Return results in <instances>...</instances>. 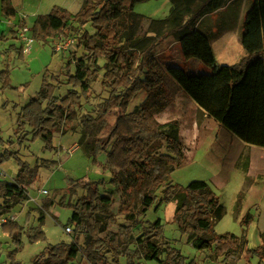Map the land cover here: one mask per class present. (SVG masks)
<instances>
[{
  "label": "trees",
  "instance_id": "obj_1",
  "mask_svg": "<svg viewBox=\"0 0 264 264\" xmlns=\"http://www.w3.org/2000/svg\"><path fill=\"white\" fill-rule=\"evenodd\" d=\"M147 1L150 0H83L75 14L54 6L49 13L37 16L31 26L32 40L43 44L76 33L77 47L83 53L69 55L60 75L45 70L38 92L16 114L17 142L40 139L46 150H56L53 134L76 129L75 121L83 103L91 98L92 83L102 72L100 88L108 96L98 105L95 117L85 116L81 120L78 146L93 162L100 153H105L111 172L108 182L84 183V195L74 204L58 202L72 211L67 224L73 225V240L48 244L32 264H80L82 259L88 264H121L122 259L124 264H136V258L156 264H197L186 262L180 250L172 247L163 234L161 219L138 220L145 217L154 203V211L163 204L174 203L177 228L195 250L209 251L213 258L223 257V261L244 252L245 232L241 236L214 233L213 227L223 218L225 210L207 183L192 181L181 187L167 180L169 173L185 162L184 147L175 123L163 126L155 115L168 103L164 85L165 77L169 76L203 115L240 142L264 149V0H246L243 8L240 0H169L171 6L165 19H151L134 12L136 4ZM236 2L241 17L238 39L245 52L239 63L213 64L209 73H200L158 61L156 48L175 34L194 31L208 43L215 41L221 32L214 34L209 26L202 28L204 18ZM0 14L6 19L16 18L12 0H0ZM148 33L152 34V42L138 51L136 47ZM11 35L14 38L16 33ZM7 41L0 33V48ZM12 52L18 60H24L22 47L8 45L3 50L4 54ZM100 61H104L103 66ZM9 74L8 69L0 71L2 93L17 90L11 86ZM60 77H64L63 84L67 86L63 96L56 95L62 84ZM140 91L146 94L145 102L126 113L130 101ZM113 110L118 113L108 126L106 119ZM96 126L108 127L106 138L91 139L84 144L86 135ZM10 159L16 161L17 172L12 182L0 179V220L28 200L26 185L36 179L39 169L50 170L58 165L53 160L37 159L30 168L17 152L3 149L0 165ZM157 166L164 173L152 179L150 189H161V197L151 190L145 192L138 211L128 199L119 205L116 215L107 208L113 202L114 190L130 196L147 183ZM105 186L112 189L101 194L100 189ZM241 200L239 195L236 213L240 212ZM117 215L123 216L129 225H118ZM252 222L253 215L248 211L241 221L244 231ZM38 225V232H24L16 221L5 218L0 230L14 247L7 253L8 264H18L16 255L23 249L24 236L30 244L47 241L41 230L43 213ZM112 226L118 227L116 232L110 230ZM136 228L139 232L134 235ZM244 256L256 259V264H264V241L249 248Z\"/></svg>",
  "mask_w": 264,
  "mask_h": 264
},
{
  "label": "rangeland",
  "instance_id": "obj_2",
  "mask_svg": "<svg viewBox=\"0 0 264 264\" xmlns=\"http://www.w3.org/2000/svg\"><path fill=\"white\" fill-rule=\"evenodd\" d=\"M12 1L17 10L18 19L14 22H7L9 19L0 14V29L5 28L2 33H6L4 34L8 39L7 42H14L16 47H24L17 34L12 38L11 34L16 32L17 27L24 25L31 29L35 18L49 13L54 6L75 14L83 3V0ZM240 1L243 8L246 0ZM170 6L169 0H150L136 4L134 12L151 19H165L169 14ZM239 13L240 6L236 2L235 5L204 18L201 24L202 28L205 29L209 26L215 32L214 34L221 32L220 37L215 41L208 43L194 31L190 34L178 33L156 48V58L162 64H175L184 70L188 68L190 71L200 73H209L213 64L233 65L239 63L245 57V52L238 39L241 21ZM86 29L90 34L93 33L89 27L86 26ZM76 37V33L69 34L67 38L72 40V43L60 51L55 50V46L59 42L58 39L49 40L46 44L35 41L28 51L26 60H18L14 52L11 56L0 55L1 60H5L4 66H0L2 67L0 69L4 70L7 69L6 66L8 67L11 86L17 89L0 92V139L3 141L0 154L3 149L17 152L19 159L26 162L30 168L35 165L37 159L58 162L54 169H39L36 179L26 185L28 200L15 206L10 214L0 220V226L6 218L16 221L22 226L24 232L35 233L40 230L38 218L41 213L44 215V225L41 230L45 233L47 241L30 244L24 236L23 249L16 255L18 264H32L34 258L48 244L54 245L62 241L71 242L73 240V225L67 224V221L71 217L72 211L68 207L59 206L58 202L74 204L78 198L84 195L82 189L84 183L108 182L111 178V172L106 165L105 153H100L96 161L93 162L78 146L81 136V120L85 116L95 117L98 105L108 96L100 88L102 72L97 81L92 83L91 98L88 102L83 103V110L75 121L76 129L66 134H53V145L56 150H46L40 139L33 142L28 139L20 144L14 136L16 114L38 92L45 70L48 69L51 74L60 75L64 72V65L69 55L74 53L80 56L83 53L82 48L77 47ZM150 42H152V34L148 33L136 49L141 51ZM7 46L2 45L0 51ZM100 64L103 66L104 61H100ZM60 78L62 84L56 91L57 96H63L67 90V86L63 84L64 77ZM164 88L168 103L162 112L155 115V119L163 126L175 123L185 154V162L169 173L167 180L181 187H185L192 181L207 183L218 196L220 204L225 210L223 218L213 227L214 233L216 235L231 233L241 236L245 232L244 252L238 257L223 261V257L213 258L209 251L200 252L192 248L187 241V236L180 233L174 221V203L163 204L157 211H154L156 205L154 203L145 217H139L138 220L143 222L161 219L165 238L169 240L172 247L180 250L186 257V262L256 264V259H247L244 253L249 248L261 245L260 240L264 241V210H261L259 206L260 204L264 206V149L249 147L234 139L212 119L203 115L169 76L165 77ZM145 100L146 94L143 91L138 92L130 101L126 113L137 109ZM117 113V110H113L112 114L107 117L108 126L113 124ZM107 131L108 127H93L83 143L86 144L91 139H105ZM9 140L12 141L11 145L8 144ZM16 172L17 163L13 159L0 165L1 180L12 182ZM162 173H164V169L157 166L152 171L147 183L142 188L131 192L130 196L118 189L114 190L113 202L107 208L116 215L119 205L128 199L134 210L138 211L145 192L151 190L152 179ZM109 189L112 187L105 186L100 189V193L103 194L105 190ZM42 190L46 191V194H41ZM151 192L161 197V189L151 190ZM239 195L242 200L240 212L236 213ZM50 203L52 205L48 206ZM248 211L253 215V222L244 231L241 221ZM116 221L118 225H129L123 216L117 215ZM68 226L72 229L69 236L64 232ZM117 229V226L110 227V230L114 232ZM138 232L139 228H136L133 233L137 235ZM81 242H83L82 239ZM13 248L9 237L0 230V264H8L7 253ZM129 248L133 249L132 246ZM134 262L136 264H156L137 258ZM124 263L125 261L122 259L121 264Z\"/></svg>",
  "mask_w": 264,
  "mask_h": 264
},
{
  "label": "built area",
  "instance_id": "obj_3",
  "mask_svg": "<svg viewBox=\"0 0 264 264\" xmlns=\"http://www.w3.org/2000/svg\"><path fill=\"white\" fill-rule=\"evenodd\" d=\"M15 31H16L15 33L17 34V36L20 38L22 44L24 45V47H22L23 52L27 53L30 50L31 45L34 42L31 38V30L28 27L23 25V26L17 27ZM57 39L59 42H58V45L55 46L56 51H60L61 49L65 48L66 46H69L72 43V40L68 38L67 40H64V38H61V37L56 38V40ZM40 193L46 194V191L42 190ZM64 232L66 235L69 236L72 233L71 227L70 226L66 227L64 229ZM80 264H88V263L84 259H82L80 261Z\"/></svg>",
  "mask_w": 264,
  "mask_h": 264
},
{
  "label": "crops",
  "instance_id": "obj_4",
  "mask_svg": "<svg viewBox=\"0 0 264 264\" xmlns=\"http://www.w3.org/2000/svg\"><path fill=\"white\" fill-rule=\"evenodd\" d=\"M12 3H13V1H12ZM14 6V5H13ZM15 8V7H14ZM16 10V9H15ZM16 12H17V10H16ZM17 16H18V13H17ZM16 16V18L15 19H9V20H7V22H11V21H16L17 19H18V17ZM3 29V30H2ZM2 30V31H1ZM31 30V29H30ZM3 31H5V28H1L0 29V33H2ZM5 33V32H4ZM4 33H2V34H4ZM6 34V33H5ZM4 34V35H5ZM7 38V37H6ZM10 43V44H9ZM34 43V42H33ZM4 45H14V42H7L6 44H4ZM1 49V48H0ZM31 49V48H30ZM2 54H4L3 53V50L2 51H0V55H2ZM14 53H10V54H6L7 56H11V55H13ZM27 55H28V52L27 53H25V55H24V59L26 60V58H27ZM4 61L5 60H1V58H0V66H4ZM3 64V65H2ZM0 68H2V67H0ZM6 68L8 69V67L6 66ZM9 70V69H8ZM0 71H2L1 69H0ZM10 71V70H9ZM190 99V98H189ZM191 100V99H190ZM192 101V100H191ZM193 102V101H192ZM194 103V102H193ZM194 105L197 107V105L194 103ZM198 108V107H197ZM228 133V132H227ZM228 134H230V133H228ZM234 139H236L235 137H234ZM239 141V140H238ZM240 142V141H239ZM242 143V142H241ZM242 144H244V143H242ZM244 145H246V144H244ZM247 146H249V145H247ZM249 147H253V146H249ZM254 148H256V147H254ZM257 149H261V150H263L262 148H257ZM260 206V209L261 210H264V206H263V204L261 205H259ZM251 226V225H250ZM264 233V232H263ZM260 242L262 243L263 241H261L260 240ZM260 243V244H261Z\"/></svg>",
  "mask_w": 264,
  "mask_h": 264
}]
</instances>
